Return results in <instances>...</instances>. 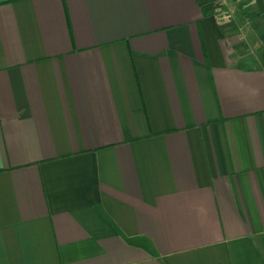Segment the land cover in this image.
Wrapping results in <instances>:
<instances>
[{
    "label": "crops",
    "instance_id": "obj_1",
    "mask_svg": "<svg viewBox=\"0 0 264 264\" xmlns=\"http://www.w3.org/2000/svg\"><path fill=\"white\" fill-rule=\"evenodd\" d=\"M221 1L0 0V264H264V0Z\"/></svg>",
    "mask_w": 264,
    "mask_h": 264
},
{
    "label": "rangeland",
    "instance_id": "obj_2",
    "mask_svg": "<svg viewBox=\"0 0 264 264\" xmlns=\"http://www.w3.org/2000/svg\"><path fill=\"white\" fill-rule=\"evenodd\" d=\"M216 2H217V4H218V6L220 7L221 6V0L219 1V0H216ZM222 7V6H221ZM244 8H246L247 6L245 5V6H243ZM249 13H251L249 10H246V13H244V15L246 16V14H249ZM225 15H227L226 13H224ZM246 18V17H245ZM227 20V19H226ZM230 30H232V29H230ZM237 31H239V30H237Z\"/></svg>",
    "mask_w": 264,
    "mask_h": 264
},
{
    "label": "trees",
    "instance_id": "obj_3",
    "mask_svg": "<svg viewBox=\"0 0 264 264\" xmlns=\"http://www.w3.org/2000/svg\"><path fill=\"white\" fill-rule=\"evenodd\" d=\"M253 15H256L255 13H250V15L249 14H247V16L249 17V16H253ZM246 17V16H245Z\"/></svg>",
    "mask_w": 264,
    "mask_h": 264
}]
</instances>
